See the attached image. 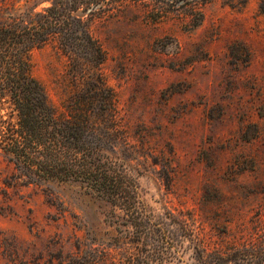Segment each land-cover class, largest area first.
<instances>
[{
    "label": "rangeland",
    "instance_id": "rangeland-1",
    "mask_svg": "<svg viewBox=\"0 0 264 264\" xmlns=\"http://www.w3.org/2000/svg\"><path fill=\"white\" fill-rule=\"evenodd\" d=\"M93 1L77 14L105 50L103 77L117 94L132 140L144 145L139 184L147 207L155 217L184 219L190 232L154 255H183L173 264H185L188 255L264 264V16L258 0L242 10L213 0L202 6L204 19L196 26L171 10L160 20L146 12L161 0ZM12 3L19 2L0 0ZM30 58L49 102L65 110L64 100L79 84L67 56L49 42ZM0 207V231L15 234L30 252L46 255L53 238L60 243L50 249L63 255L109 251L97 264L120 256L117 233L105 220L107 205L78 185L9 189L0 192ZM170 223L175 235L183 233Z\"/></svg>",
    "mask_w": 264,
    "mask_h": 264
},
{
    "label": "trees",
    "instance_id": "trees-1",
    "mask_svg": "<svg viewBox=\"0 0 264 264\" xmlns=\"http://www.w3.org/2000/svg\"><path fill=\"white\" fill-rule=\"evenodd\" d=\"M17 1L0 5V192L7 195L9 189L30 185H78L108 207L105 220L117 233L113 244L121 249L119 258L108 264L175 263L183 255L154 252L184 237L188 225L182 218L155 217L147 207L139 184L144 145L141 139L132 140L117 94L103 77L105 50L77 14L95 1ZM45 1L50 4L39 7ZM211 1L161 0L162 5L146 12L160 20L169 17L171 10L176 18L196 26L204 19L202 6ZM219 1L242 10L250 0ZM257 11L264 16V0H258ZM49 42H56L67 56L79 83L64 100L63 111L49 102L32 74L31 51ZM8 208L9 214L14 213ZM171 220L183 233L175 235L170 230ZM58 243L52 238L46 255H39L20 247L15 234L0 231V260H6L5 264H97L110 256L106 250L102 255H63L62 249H50ZM236 260L232 262L238 264ZM185 264L225 263L223 255H188Z\"/></svg>",
    "mask_w": 264,
    "mask_h": 264
}]
</instances>
